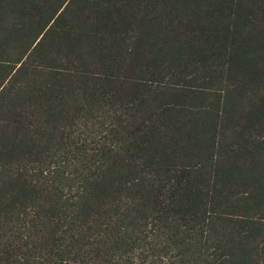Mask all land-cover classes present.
Listing matches in <instances>:
<instances>
[{
	"label": "trees",
	"instance_id": "trees-1",
	"mask_svg": "<svg viewBox=\"0 0 264 264\" xmlns=\"http://www.w3.org/2000/svg\"><path fill=\"white\" fill-rule=\"evenodd\" d=\"M0 264H264V0H0Z\"/></svg>",
	"mask_w": 264,
	"mask_h": 264
}]
</instances>
